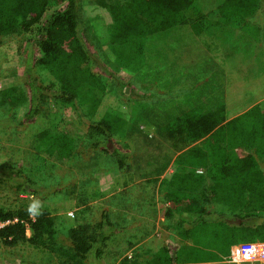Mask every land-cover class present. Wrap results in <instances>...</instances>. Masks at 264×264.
<instances>
[{"label": "rangeland", "instance_id": "rangeland-1", "mask_svg": "<svg viewBox=\"0 0 264 264\" xmlns=\"http://www.w3.org/2000/svg\"><path fill=\"white\" fill-rule=\"evenodd\" d=\"M203 3L209 8L213 2ZM64 6L65 3L50 6L41 22L30 31L0 37V90L18 86L29 98L30 92L25 86L29 65L33 66L37 82L48 88L39 99V113L32 119L27 117L29 99L13 106L0 103V166L19 168L40 185L34 197H30L28 192L16 191L8 183L0 182V207L16 209L23 203H35L34 213L45 211L53 217L57 227L56 244L63 247L71 246L68 232L71 227L95 225L106 213L116 230L93 264H150L152 252L158 248L168 246L173 250L182 243L177 228L179 212L171 208L164 181L176 170L180 153L192 146L206 147L205 138L170 139L167 126L192 108L229 106L233 111L227 112L226 108V117L230 119L262 102L264 43L260 40L264 34L256 41L243 40L236 48L235 58L221 59L216 66H193V73H186V66H180L181 72L171 65L157 66L154 34H151L145 45L150 43L153 48L147 49L145 66L132 70L122 65L110 48L113 19L109 8L100 0H80L88 46L101 62L93 66V72L106 81L97 109L88 112V106H82L87 112L84 117L73 104L63 105L53 98L59 83L37 63L38 29ZM256 19L257 23L263 21L264 13H258ZM179 76L184 77L182 82H178ZM191 78L196 81L191 83ZM183 85L185 89L180 88ZM124 87L126 93L132 91L146 98L131 99L123 94ZM188 89L189 93L200 90L201 95L206 94L207 103L195 104L202 98H191V108L172 105ZM108 110L121 111L129 119L125 134L114 136L116 146L129 153V169L119 167L106 137L91 132L88 127L87 119L99 120ZM60 122L63 131L74 140L70 159L48 157L34 148L36 135L45 129L58 130ZM262 146L264 149V140ZM241 152H252L264 171V151L252 147ZM205 208L213 214L227 211L217 203H206ZM130 209H138L155 222L147 218L146 222L133 224L134 217L128 216ZM0 264H64V257L28 242L15 245L0 242Z\"/></svg>", "mask_w": 264, "mask_h": 264}, {"label": "trees", "instance_id": "trees-1", "mask_svg": "<svg viewBox=\"0 0 264 264\" xmlns=\"http://www.w3.org/2000/svg\"><path fill=\"white\" fill-rule=\"evenodd\" d=\"M109 8L113 22L110 48L117 60L132 70L145 66V42L148 36L176 25L192 24L201 32L224 26L249 28L258 38L264 34V20L252 27L248 18L264 13V0H221L213 14H205L197 0H100ZM40 25L37 63L59 83L52 95L61 104H73L85 117L97 109L103 97L106 81L93 72L101 63L87 43L83 29L80 0H0V37L30 31L43 19L50 6L64 4ZM264 43V39L260 40ZM112 76H117L108 70ZM25 86L29 98L18 86L0 90V103L18 105L29 99V119L39 113V99L48 88L37 82L33 66L29 65ZM123 94L131 99L145 96L132 91ZM133 95L135 97H133ZM146 98V97H145ZM127 115L108 110L99 120L87 119L91 132L105 136L110 153L120 168L131 166L129 153L117 147L115 135H124ZM59 129L42 130L35 137L34 148L48 157L70 159L74 140ZM167 137L192 141L205 138L206 147L192 146L179 154L177 168L164 181L171 208L179 212L178 233L182 243L175 249L162 246L152 252L150 264H236L225 261L233 245L264 241V171L252 152L264 151V100L248 111L227 119L226 108H192L183 111L167 126ZM0 182L16 191L34 193L40 185L13 166H0ZM206 203L225 206V212L213 214ZM30 204L16 209L0 207V221L11 222L0 227V242L15 245L28 242L52 249L64 264H93L103 253V247L116 230L106 213L95 225H76L69 229L71 246L56 244L57 227L50 214L30 212ZM30 231V234L28 232ZM240 264H264V261Z\"/></svg>", "mask_w": 264, "mask_h": 264}, {"label": "crops", "instance_id": "crops-1", "mask_svg": "<svg viewBox=\"0 0 264 264\" xmlns=\"http://www.w3.org/2000/svg\"><path fill=\"white\" fill-rule=\"evenodd\" d=\"M204 1L206 0H197L202 7V11L205 14H213L216 10V6L221 0H209L213 2L209 8L205 7V4L203 3ZM256 16L257 14L248 18L250 29H252L253 25L258 26L262 23V21L257 23ZM243 40L252 42L256 41L257 38L253 36V33L249 28L243 29L235 26H224V28L214 29L210 32L199 33L192 24L176 25L154 33L155 64L157 66L171 65L173 66L172 69L177 68L179 72L182 71L180 66H186V73H193L195 72L193 66H216L221 63V59L226 61L228 57L235 58L238 56L236 48L243 43ZM151 48H153V46H151L150 43H146V53L147 49L149 50ZM147 59L148 57L146 54V62ZM177 80L178 82H182L184 77L182 78L179 76ZM193 80L196 81V78H191V83ZM185 87L186 86L183 85L180 88L185 89ZM188 87L190 88L191 85H188ZM199 92L201 91L196 90L193 93L190 92V94L188 89V92L185 93L186 95L183 93L181 97L178 96V98L172 102V105L176 106V108H181L182 106L186 108L188 105V108H191L189 101L193 100L191 98H202L201 102L195 101V104H206V94L201 95ZM254 95L256 94L254 93ZM214 97H217V94ZM226 108L227 112L233 111L232 107L229 108V106H226ZM128 216L131 218L134 217L132 220L133 224H137L138 222L143 223L148 219L149 221L154 219L150 217L148 218L147 214H144L138 209L135 211L130 209ZM153 221L155 222V219ZM131 230L133 231V228Z\"/></svg>", "mask_w": 264, "mask_h": 264}, {"label": "built area", "instance_id": "built-area-1", "mask_svg": "<svg viewBox=\"0 0 264 264\" xmlns=\"http://www.w3.org/2000/svg\"><path fill=\"white\" fill-rule=\"evenodd\" d=\"M30 197H34V193L28 192ZM73 215V213H70ZM11 220L0 221V227L7 225ZM227 262L231 263H244V262H255L264 261V241L258 242H246L233 245L231 248L230 255L226 258Z\"/></svg>", "mask_w": 264, "mask_h": 264}, {"label": "clouds", "instance_id": "clouds-1", "mask_svg": "<svg viewBox=\"0 0 264 264\" xmlns=\"http://www.w3.org/2000/svg\"><path fill=\"white\" fill-rule=\"evenodd\" d=\"M35 210H36V204L34 203V204H32V205L30 206L29 211H30V212H35Z\"/></svg>", "mask_w": 264, "mask_h": 264}]
</instances>
